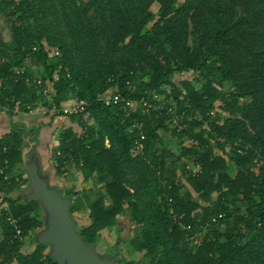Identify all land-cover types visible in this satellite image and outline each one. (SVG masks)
<instances>
[{
    "label": "trees",
    "instance_id": "1",
    "mask_svg": "<svg viewBox=\"0 0 264 264\" xmlns=\"http://www.w3.org/2000/svg\"><path fill=\"white\" fill-rule=\"evenodd\" d=\"M0 14L12 21L11 41L0 36V107L12 116L18 102L46 104L13 73L27 56L57 103L87 106L69 117L82 132L67 129L55 155L60 176H69L66 161L89 185L84 202L65 193L86 244L114 229L117 246L127 217L130 252L144 264H264V0H0ZM190 72L194 79L173 78ZM128 85L131 98L158 94L185 113L184 129L165 111L127 114L99 100ZM135 122L146 135L143 153L135 151ZM26 135L16 127L0 138V167L7 159L12 175L0 191L8 196ZM187 162L201 165L197 177ZM7 199L24 241L12 242L0 211V264H57L31 237L44 227L40 203ZM78 211L88 212L86 223Z\"/></svg>",
    "mask_w": 264,
    "mask_h": 264
},
{
    "label": "rangeland",
    "instance_id": "2",
    "mask_svg": "<svg viewBox=\"0 0 264 264\" xmlns=\"http://www.w3.org/2000/svg\"><path fill=\"white\" fill-rule=\"evenodd\" d=\"M157 9L158 7H154L155 11H157ZM0 36H1V40L4 43H9L12 39V21L4 14H0ZM195 77L196 74L194 72H190V73H184L183 75L180 74L175 75L173 78L175 81L178 82L177 84H179V81L181 80L194 79ZM17 121L19 124H21L20 127L23 125L21 127L22 131L27 132L23 150H25L26 148L27 150H29L27 155L28 158H30L32 151L33 153L32 155L35 156V159H37V161L39 159V161L36 162L39 163V166L42 168L43 172H41L40 170V173L42 177L48 181L49 187L58 189L63 197H70L72 200L74 198L71 196H65V193L67 191L74 190L75 197L79 196L81 200L84 202V199L89 195L88 191L85 190V188L89 187V185L88 186L86 185L82 175L78 173L75 166H71L72 167L71 174L66 177L60 176L58 172H56L57 169L55 167L56 165L55 155H57V153L60 151V141L62 140V137L64 136L66 130L69 128H73L75 132L80 134L82 130L80 129L78 124L72 121L70 118H65V117L46 119L45 122L43 121L42 122L47 123L48 126L47 127L43 126V129H41L39 133H36L37 129L31 127L33 125L30 118L23 121L17 118ZM29 121L31 124H29ZM25 125L28 128H25ZM11 126L12 127H9L10 129L16 128V126L13 127V124ZM30 130L34 131L36 134L34 136H31L30 134H28ZM29 137L30 139L27 140V138ZM163 137L165 140H169V139L173 140L171 132L163 133ZM31 144H32V148H34L33 145L35 146V144H37L33 150L31 148ZM28 158L27 160L29 161ZM29 163L31 162L29 161L28 164ZM21 166L19 168H21ZM18 183L20 184V182ZM26 185H27L26 188L27 191L26 189L25 190L23 189V193H21L25 196H27V194L30 193L29 183ZM16 188H20V187H16ZM46 210H47L46 208L41 207L40 218L44 224L43 228H46L48 226L47 216L50 215L53 221H56L52 213L49 210L47 211ZM87 213H88L87 211H78L75 212L74 217L78 219V221H80L81 223H86V221H88ZM120 221H122L121 224L124 225V230H122L121 233V236L122 238H124V240L122 242H119V244L116 246L115 244L118 241V233L114 229H111L109 233L105 234L104 239L98 245L95 244V249L97 253L100 254L101 257H108L109 259H113L115 262L114 264H120L119 260L121 259H124L126 261H136L138 264H144V260L141 254H135V253L133 254L130 252L131 247L129 245V239L134 235V233L133 231H131L129 227H127V225H129L128 218L122 217ZM39 231L31 233V237L34 241Z\"/></svg>",
    "mask_w": 264,
    "mask_h": 264
},
{
    "label": "built area",
    "instance_id": "3",
    "mask_svg": "<svg viewBox=\"0 0 264 264\" xmlns=\"http://www.w3.org/2000/svg\"><path fill=\"white\" fill-rule=\"evenodd\" d=\"M55 56H58L59 53L55 52ZM4 62V60H2ZM39 65L33 61L29 56L24 57L21 65L14 68L13 73L18 78L26 77V83L34 87L36 90L40 91L44 98L47 99L46 104L44 103H33V104H24L23 102H18L12 113L14 115L18 114H28L33 115L36 112H40L44 117H53V116H64L71 117L73 115L82 114L86 111V104L77 98H72L69 101L57 103L53 97V92L50 86H46L43 80L35 73L39 70ZM35 74L31 79L29 76ZM184 74V73H183ZM182 74V75H183ZM134 92L132 85H128L125 93L120 92L118 88L113 87L105 91L99 96V100L105 106H115L121 110H124L127 114L136 113L140 111H165L168 115L172 117V124L174 127H177L178 131L184 129L183 121L185 120V113H179L173 107L168 106V102L160 97L158 94L152 95V101H148L145 98H131ZM217 112H220L219 108L214 109L209 113L210 116H215ZM220 121H217L219 124ZM143 124L135 122L132 125L131 131H136L137 136L134 140V147L137 153H143L145 149L144 142L146 141V135L143 132ZM7 151V148H4V152ZM60 152L56 156H59ZM64 166L61 168L65 175H68L69 169L72 164H67L63 162ZM60 163L56 160L55 167H59ZM9 161L5 159L4 164L0 167V179L3 178L4 181L9 184L12 182L11 176L8 173ZM185 170L189 176L197 177L201 173V165L198 163H186ZM16 182H21L20 179L16 178ZM8 194L4 191H0V211H2L6 217V220L10 226L13 227V241L19 240L24 241L23 231L19 226L18 219H16L11 211L10 203L8 201ZM215 221V220H214ZM3 237L0 238V243L2 242ZM4 254L0 255V261L3 260Z\"/></svg>",
    "mask_w": 264,
    "mask_h": 264
},
{
    "label": "water",
    "instance_id": "4",
    "mask_svg": "<svg viewBox=\"0 0 264 264\" xmlns=\"http://www.w3.org/2000/svg\"><path fill=\"white\" fill-rule=\"evenodd\" d=\"M28 151L26 148L22 152L21 170L26 172L30 188L24 200L27 203L39 202L56 219L53 221L50 215L47 216L48 226L38 232L36 243L49 246L51 259L57 264H114L113 259L97 253L95 244L85 243L70 212L72 199L49 187L48 181L40 174L38 163L27 157ZM27 158L31 163L28 164Z\"/></svg>",
    "mask_w": 264,
    "mask_h": 264
},
{
    "label": "crops",
    "instance_id": "5",
    "mask_svg": "<svg viewBox=\"0 0 264 264\" xmlns=\"http://www.w3.org/2000/svg\"><path fill=\"white\" fill-rule=\"evenodd\" d=\"M55 116H53V117H44L40 112H36L35 114H33V115H28V114H18V115H14L13 113H12V116H10V113L6 110V109H4V108H1L0 107V138H2L4 135H6V134H8V133H10V131L13 129H10L9 127H12L11 125L13 124V127H17V129H21V127L23 126H21L20 127V125L21 124H19L18 123V121H17V118H19V120H26V119H31V121H32V125L33 126H31V127H34V129H37V132L36 133H39V131L41 130V129H43V126L45 127H47L48 125H47V123H43V122H45L46 121V119H53ZM56 117H64V116H56ZM55 117V118H56ZM65 118H69V117H65ZM43 121V122H42ZM13 122V123H12ZM50 122V121H49ZM29 124H31L30 123V121H29ZM36 124H39V125H36ZM42 124V125H41ZM44 124V125H43ZM42 127V128H41ZM25 128H28L26 125H25ZM30 129V128H29ZM27 133V132H26ZM34 131H31L30 130V132H28V134H30L31 136H34L35 134H36ZM29 139H30V137H29ZM36 145L37 144H35V146L33 145V147L35 148L36 147ZM34 148H32V150L34 149ZM33 153H32V151H31V155H30V158L32 159V160H34V161H37V159H35V156H33L32 155ZM37 154H38V152H37ZM37 156V155H36ZM38 161H39V159H38ZM37 161V162H38ZM38 165H39V163H38ZM71 166H74V165H71ZM20 167V166H19ZM18 167V169L16 170V172L13 174V176H14V179H16V178H18V179H20V184L18 183V182H16L17 183V187H20V188H15L11 193H9V196L11 195L12 197H14V198H16V197H18V196H21V195H23V194H21V193H23V189L25 190L26 188H27V185L26 184H28L29 183V178H28V176H27V174H26V172H24V171H22L21 169H22V166H21V168H19ZM39 169L41 170V172H43V170H42V168L39 166ZM72 169V167L69 169V175L71 174V170ZM57 172V171H56ZM41 174V173H40ZM9 175H10V173H9ZM12 176V175H11ZM69 178V177H68ZM26 180H28L27 182H25ZM74 187V186H73ZM21 188H22V190H21ZM20 189V190H19ZM19 190V191H18ZM26 191H27V189H26ZM24 196V199H25V195H23ZM25 201V200H24ZM73 202V201H72ZM72 202H71V205H72ZM43 229V228H42ZM107 233H109V231L107 232ZM107 233H105V234H107ZM104 237H105V235L103 236V239H104ZM34 243H36V241L34 242ZM34 245L35 244H32V243H30V244H28L27 245V250L28 251H32L33 249H34Z\"/></svg>",
    "mask_w": 264,
    "mask_h": 264
}]
</instances>
